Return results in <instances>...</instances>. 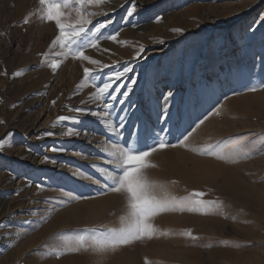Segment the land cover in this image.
<instances>
[{
    "label": "rangeland",
    "instance_id": "1",
    "mask_svg": "<svg viewBox=\"0 0 264 264\" xmlns=\"http://www.w3.org/2000/svg\"><path fill=\"white\" fill-rule=\"evenodd\" d=\"M39 8L0 0V264H264V0H85L83 11L96 13L88 28L111 21L83 49L98 65L50 47L59 29ZM64 11L74 24L75 8ZM125 65L136 83L111 110L90 100L91 84L77 87L84 68ZM165 108L169 118L158 121ZM134 126L149 145L157 134L176 145L148 158L158 197L215 203L159 213L151 239L65 251L122 226L126 195L106 178L115 174L110 153ZM209 145L215 154H200Z\"/></svg>",
    "mask_w": 264,
    "mask_h": 264
},
{
    "label": "snow or ice",
    "instance_id": "2",
    "mask_svg": "<svg viewBox=\"0 0 264 264\" xmlns=\"http://www.w3.org/2000/svg\"><path fill=\"white\" fill-rule=\"evenodd\" d=\"M104 2L105 0H87V3H96L97 5ZM39 5L40 8L37 10L39 12V18L43 21L54 22L57 29H59V34L55 37L50 47L59 44L61 48L66 49L65 52L60 53V55H64L65 58L69 52H71L74 58L89 61L94 65L100 64L99 61L84 55L83 49L87 47H96L97 41L102 34L101 30L107 27L111 21H107L106 23H98L93 28H88L87 26L92 24L91 19L88 17L91 15H96V13L86 14L83 11L85 0H39ZM72 7H74L76 10L75 23H65L64 17L67 16L68 13H66L64 10L66 8ZM134 10L135 8L133 5V7L128 10L127 15H133ZM32 14L33 13H30L29 15ZM24 22L28 23L27 17L25 18ZM174 31L181 30L175 29ZM89 33L91 34V38L89 37ZM107 39L115 41L116 36L111 35L108 36ZM143 51L144 48L141 46L140 52ZM139 54L140 53H137L138 57ZM50 66L53 69H56L60 65L58 62L54 61ZM108 67L110 66L103 65V68ZM130 71H132V69L127 65H125L121 71H114L110 74L104 73L102 68L98 70L84 68L83 80L77 87L79 89L91 84L95 88V91L91 94L90 100L99 102L103 105L105 110H111L114 107V103L111 102H117V97L120 96L122 99H119L118 103L124 104L132 92V85L136 83V80L127 76ZM21 74V72L14 73L15 76H19ZM96 77L102 79V84L97 85L95 83ZM123 78H127L130 83H118L122 81ZM121 89L125 90L121 91ZM249 90L255 91L256 89L250 88ZM171 96L172 93L169 92L168 96L165 97L166 103L168 101V97ZM53 104H55V101H53ZM75 111L83 112L85 110L75 109ZM93 115H95V113H93ZM166 118H169V114L165 108L158 116V121L160 119ZM57 119L62 121L68 119V117L61 116ZM126 122V116L120 117L119 127L121 129L124 128ZM203 122L204 121L201 120L200 124ZM0 123L4 122L0 121ZM161 131L165 130L161 129ZM48 134L51 135V133ZM67 134H74V130L70 129ZM133 137L135 138L134 140L132 139ZM187 139L188 137L185 136L183 140L180 141V144L182 146H186L185 141ZM124 145L125 146H116L115 151L110 153V155L114 157L115 174L106 178L110 180V184L107 185L110 191L126 194L127 213L120 218L122 226L119 229H108L107 232L103 234L102 238L92 237L91 243L89 244H86L85 237L79 236L76 239V247L66 248L65 251L79 252L82 249L85 251L91 249L94 252H103L109 248L114 249L119 245H127L133 241L142 240L144 238L151 239L158 232V230L150 221L152 217L158 215L159 213L177 209L183 211L185 208H187L189 211H199L206 204L210 205L215 203L205 202L202 200H193L189 198H162L156 195V189L160 186L149 180L144 171L147 168L155 167V165L150 163L148 158L152 153L159 149L176 146L165 143L163 139L159 137V134L156 135L153 144L149 145L147 144V138L143 135V129L134 126L129 137L125 139ZM3 147L4 143L2 140H0V148ZM51 150L57 151L56 148ZM200 154L214 155L215 152L213 151V146L209 145L207 148L200 150ZM193 195L196 197H201L205 194L202 192H197ZM185 234L191 236L190 231L186 232ZM193 239H195V237H193ZM59 254L61 253H58V255Z\"/></svg>",
    "mask_w": 264,
    "mask_h": 264
},
{
    "label": "bare ground",
    "instance_id": "3",
    "mask_svg": "<svg viewBox=\"0 0 264 264\" xmlns=\"http://www.w3.org/2000/svg\"><path fill=\"white\" fill-rule=\"evenodd\" d=\"M165 101V100H164ZM163 108V107H162ZM163 122V121H162ZM163 124V123H162ZM159 125V124H158ZM118 136V135H117ZM120 137V136H119ZM118 138H116V140H117ZM120 141V140H119ZM98 143V142H97ZM109 145V144H108ZM106 146V145H105ZM103 148V147H102ZM101 150V149H100ZM113 151V150H112ZM97 152V151H96ZM124 195V194H123ZM126 195V194H125ZM109 203V202H108ZM113 207V206H112ZM115 207V206H114ZM119 208H120V206H119ZM117 210H118V208H116ZM116 211V210H115Z\"/></svg>",
    "mask_w": 264,
    "mask_h": 264
}]
</instances>
